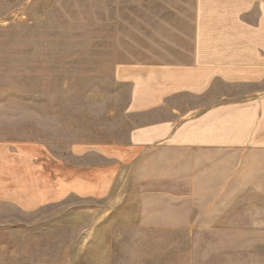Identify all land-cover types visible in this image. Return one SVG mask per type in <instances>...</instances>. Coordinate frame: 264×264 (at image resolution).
I'll use <instances>...</instances> for the list:
<instances>
[{
	"label": "rangeland",
	"instance_id": "rangeland-1",
	"mask_svg": "<svg viewBox=\"0 0 264 264\" xmlns=\"http://www.w3.org/2000/svg\"><path fill=\"white\" fill-rule=\"evenodd\" d=\"M191 4L0 0V141L34 160L38 196L94 161L76 152L127 142L114 69L186 60ZM127 153L106 195L0 207V264H264V148Z\"/></svg>",
	"mask_w": 264,
	"mask_h": 264
},
{
	"label": "crops",
	"instance_id": "crops-1",
	"mask_svg": "<svg viewBox=\"0 0 264 264\" xmlns=\"http://www.w3.org/2000/svg\"><path fill=\"white\" fill-rule=\"evenodd\" d=\"M114 74L129 84L128 111L140 119L127 142L76 152L94 161L74 162L54 196L45 188L38 196L34 160L0 141V207L106 195L133 149L264 148V0H192L186 60L124 62Z\"/></svg>",
	"mask_w": 264,
	"mask_h": 264
}]
</instances>
